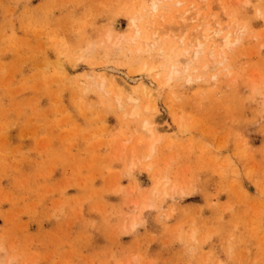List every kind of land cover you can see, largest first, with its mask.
Wrapping results in <instances>:
<instances>
[{
	"label": "rangeland",
	"instance_id": "rangeland-1",
	"mask_svg": "<svg viewBox=\"0 0 264 264\" xmlns=\"http://www.w3.org/2000/svg\"><path fill=\"white\" fill-rule=\"evenodd\" d=\"M151 3L0 0V264H264V0Z\"/></svg>",
	"mask_w": 264,
	"mask_h": 264
},
{
	"label": "bare ground",
	"instance_id": "bare-ground-1",
	"mask_svg": "<svg viewBox=\"0 0 264 264\" xmlns=\"http://www.w3.org/2000/svg\"><path fill=\"white\" fill-rule=\"evenodd\" d=\"M161 1H163V0H152V7L155 9L156 7H157V5H158V3L159 2H161ZM187 13V12H186ZM197 13H198V11H197ZM190 21H191V23H196V26L195 25H193L194 27H195V29H196V31H194V35L196 34L198 37H193V39H195V43L197 42L198 43V41H196V39H198V38H202L203 37V41H213V40H210V39H214V41L217 39V34L219 33V31L218 30H216V31H213V30H211V28L209 27V25L208 24H206V20L207 19H201L198 15H196L195 17H192V16H190ZM181 20L183 21V23L184 24H186V22H187V18L186 17H184V16H182L181 17ZM201 20V21H200ZM202 20H203V23H202ZM206 21V22H205ZM201 28V29H200ZM200 29V30H199ZM198 30V31H197ZM212 31V32H211ZM196 32V33H195ZM197 32L199 33V34H197ZM155 36H157V34H155ZM224 39V38H223ZM225 41H224V43H223V46H227L228 45V43H229V40H228V38H225L224 39ZM148 43H150V42H148ZM197 43H196V45H197ZM199 44V46H200V48H202L204 45H205V42H201V43H198ZM199 52H202L201 51V49H199V50H197V52H196V55L199 53ZM175 63V62H174ZM174 66V65H173ZM172 67V66H171ZM175 67V66H174ZM173 70H171L174 74L175 73H177V71H178V69H174V68H172ZM185 69H186V67H185ZM132 76V75H131ZM133 77H136V76H134L133 75ZM133 77L131 78L129 75H127L126 76V78L128 79V80H131V81H133L134 79H136V78H134L133 79ZM126 78H124L123 77V79L120 81L122 84L124 83V85H125V87H127L128 89L130 88L127 84V82H128V80L126 79ZM117 80V79H116ZM124 87V86H123ZM133 87V86H132ZM143 91H145V89L143 90ZM130 99L131 100H133L134 99V97L133 96H130ZM133 114H137V111H134L133 112ZM152 124H153V122L151 121V123H149V122H145L144 124H143V126H142V129L145 131V132H151V130H152ZM154 127V126H153ZM155 128V127H154ZM150 134V133H149ZM148 138H150V136L148 137ZM151 138H152V136H151ZM154 139V138H153ZM150 140V139H149ZM151 141V140H150ZM154 141V140H153ZM147 142V141H146ZM152 147H153V143H152V145H151V151H149V153H147L144 157L145 158H147V157H149V156H151V154H152V150L154 149H152ZM147 149H148V147H147ZM143 153H145V152H143ZM135 157V156H134ZM150 166V165H149ZM133 167V166H132ZM132 167H131V170H132ZM157 184H156V188H157ZM155 188V187H154ZM156 191H157V189H156Z\"/></svg>",
	"mask_w": 264,
	"mask_h": 264
}]
</instances>
